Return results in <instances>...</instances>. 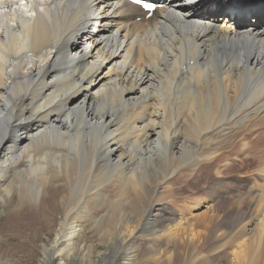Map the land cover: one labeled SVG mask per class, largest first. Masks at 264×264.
I'll use <instances>...</instances> for the list:
<instances>
[{
  "label": "bare ground",
  "instance_id": "1",
  "mask_svg": "<svg viewBox=\"0 0 264 264\" xmlns=\"http://www.w3.org/2000/svg\"><path fill=\"white\" fill-rule=\"evenodd\" d=\"M197 1L146 18L127 0H0V199L59 189L55 257L87 220L124 258L140 227L180 239L190 205L194 259L264 264V0ZM190 175L201 194L176 209Z\"/></svg>",
  "mask_w": 264,
  "mask_h": 264
},
{
  "label": "rangeland",
  "instance_id": "2",
  "mask_svg": "<svg viewBox=\"0 0 264 264\" xmlns=\"http://www.w3.org/2000/svg\"><path fill=\"white\" fill-rule=\"evenodd\" d=\"M252 19L251 17L238 16L236 21L240 24H247ZM201 177L202 175H192L190 178L187 176L186 178H181V180H175L174 186H178L176 189L178 193L175 191L177 195L176 202H178L173 204L175 208L177 207L176 204L180 203L182 199L190 200L195 195V192L196 195L201 194V186H203ZM179 181L182 182L180 183ZM195 181L196 183H194ZM186 183L187 185L189 183L188 187ZM217 188L219 190L222 189L219 186ZM57 189L54 191L51 187L38 202L39 204L36 203L37 205L21 203L16 196L7 199V201L9 200L8 203L0 199V264H113V261L117 262V264H224L222 259L209 262L202 254L196 259L193 258L194 250L192 246L194 249L195 246L201 249L199 247L201 246V241L200 243H193L194 245L190 244V239L185 229L188 232L191 229L196 234L202 230L203 226L197 221H193L195 214L202 211L201 208L198 207L191 210L190 205L188 206L189 209H185L186 215L183 216L178 213V217H176V220H180L182 225L178 232L180 239L174 238L172 230L167 231L166 234L169 237L164 236V239H158L159 233L157 236L150 237L143 227H140L138 228L139 230H134V236L129 239L130 248L127 251L129 253L124 258V251L122 250L123 252L121 251L120 253L114 252L118 250L112 247L106 236L99 233L96 226L100 225V223L87 220L82 223L83 229L80 236L74 239L75 251L68 250L66 253V250H64L63 254H57L56 258L50 246L63 223V206H65V203L61 202L60 192ZM3 195L5 196V193ZM107 202H109L108 199ZM225 206L227 205L225 204ZM254 206L256 208V205ZM257 207L261 206L258 205ZM89 208L92 207L90 206ZM98 208L99 212H104L106 205ZM189 214L192 216L189 217ZM182 217L185 221H183ZM106 222L104 221L101 225L104 226ZM192 222L194 224L191 226ZM170 224H174V222ZM185 226L187 227L185 228ZM174 239H176L175 242L173 241ZM170 251L171 253H169ZM58 257L63 260L62 263H58Z\"/></svg>",
  "mask_w": 264,
  "mask_h": 264
},
{
  "label": "snow or ice",
  "instance_id": "3",
  "mask_svg": "<svg viewBox=\"0 0 264 264\" xmlns=\"http://www.w3.org/2000/svg\"><path fill=\"white\" fill-rule=\"evenodd\" d=\"M141 0H137V3H140ZM143 7L146 9H151L153 7V5L151 3H144Z\"/></svg>",
  "mask_w": 264,
  "mask_h": 264
}]
</instances>
